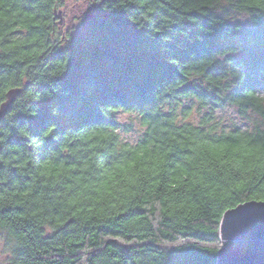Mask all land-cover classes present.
<instances>
[{
	"label": "trees",
	"instance_id": "1",
	"mask_svg": "<svg viewBox=\"0 0 264 264\" xmlns=\"http://www.w3.org/2000/svg\"><path fill=\"white\" fill-rule=\"evenodd\" d=\"M93 1L62 34L63 0H0L8 264H216L225 211L264 201V0Z\"/></svg>",
	"mask_w": 264,
	"mask_h": 264
},
{
	"label": "water",
	"instance_id": "2",
	"mask_svg": "<svg viewBox=\"0 0 264 264\" xmlns=\"http://www.w3.org/2000/svg\"><path fill=\"white\" fill-rule=\"evenodd\" d=\"M55 18L60 19L57 10ZM19 92L16 89L6 94L0 120ZM219 236L216 264H264V201H248L225 211Z\"/></svg>",
	"mask_w": 264,
	"mask_h": 264
},
{
	"label": "rangeland",
	"instance_id": "3",
	"mask_svg": "<svg viewBox=\"0 0 264 264\" xmlns=\"http://www.w3.org/2000/svg\"><path fill=\"white\" fill-rule=\"evenodd\" d=\"M93 0H63V6L58 8L60 13L59 32L75 34L82 31L85 27V12L90 10ZM94 2V1H93ZM87 13V12H86ZM234 18L246 22L245 16H234ZM216 118L221 123L229 128L233 124L245 127L244 121L241 120L234 108L226 107L223 110L217 111ZM192 120L198 118L193 116ZM118 120L122 126H130L129 132L120 131V136L123 141L134 143L139 138L142 127L139 125L138 119L133 114H121ZM250 126V125H249ZM0 264H8V248L4 233L0 231Z\"/></svg>",
	"mask_w": 264,
	"mask_h": 264
}]
</instances>
